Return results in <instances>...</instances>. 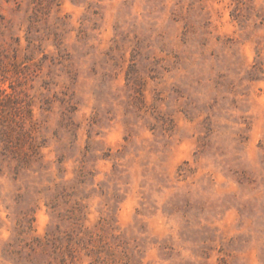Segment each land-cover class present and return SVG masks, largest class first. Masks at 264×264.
<instances>
[{
    "label": "rangeland",
    "instance_id": "obj_1",
    "mask_svg": "<svg viewBox=\"0 0 264 264\" xmlns=\"http://www.w3.org/2000/svg\"><path fill=\"white\" fill-rule=\"evenodd\" d=\"M113 260L264 264V0H0V264Z\"/></svg>",
    "mask_w": 264,
    "mask_h": 264
},
{
    "label": "trees",
    "instance_id": "obj_2",
    "mask_svg": "<svg viewBox=\"0 0 264 264\" xmlns=\"http://www.w3.org/2000/svg\"><path fill=\"white\" fill-rule=\"evenodd\" d=\"M115 259V258H114ZM116 261V260H115ZM115 261L113 260L112 262H114L113 264H117V263H115ZM112 262H110L109 264H112Z\"/></svg>",
    "mask_w": 264,
    "mask_h": 264
}]
</instances>
